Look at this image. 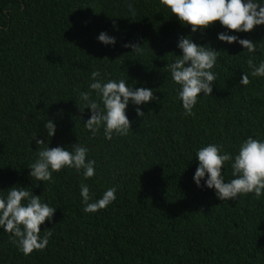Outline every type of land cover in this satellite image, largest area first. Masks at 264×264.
Instances as JSON below:
<instances>
[{
	"label": "trees",
	"instance_id": "trees-1",
	"mask_svg": "<svg viewBox=\"0 0 264 264\" xmlns=\"http://www.w3.org/2000/svg\"><path fill=\"white\" fill-rule=\"evenodd\" d=\"M224 30L216 21L191 34L159 0H0V190L28 187L56 207L40 225L41 235L53 233L43 251L25 256L0 230V264H264V197L222 202L192 180L197 149L215 143L234 152L249 136L264 138V77L250 75L242 46L216 39ZM102 31L116 37L114 46L97 40ZM229 34L257 43L255 62L264 60V25ZM187 35L220 51L212 94L198 98L193 116L182 115L167 71L181 54L178 37ZM128 42L142 51L123 47ZM93 70L153 89L143 120L133 106L126 110L128 136L108 141L84 128L90 111L81 112L77 98ZM47 119L56 124L51 138ZM36 139L49 147L78 140L96 160V174L85 181L62 169L52 182L31 181ZM223 174L232 179L229 166ZM81 183L96 198L118 185L117 198L85 213Z\"/></svg>",
	"mask_w": 264,
	"mask_h": 264
},
{
	"label": "clouds",
	"instance_id": "clouds-1",
	"mask_svg": "<svg viewBox=\"0 0 264 264\" xmlns=\"http://www.w3.org/2000/svg\"><path fill=\"white\" fill-rule=\"evenodd\" d=\"M163 10L169 17L175 16L181 26H188L191 34L203 33L213 22L218 21L225 30L217 34L216 39L229 45L237 43L249 54L246 60L252 77H264V60L255 62L254 54L257 43L241 39L238 35L248 33L256 26L264 25V0H159ZM129 11L135 10L129 5ZM97 40L105 46H114L116 37L102 31ZM123 47L140 53L142 47L135 43H125ZM176 47L180 55L167 64L171 82L176 85V99L183 109L182 115H195L193 109L201 96H211L213 84L217 79L214 67L219 59V52L209 45L194 42L191 35L178 37ZM123 63V62H122ZM250 83L249 74L242 73L239 84ZM202 93V95H201ZM78 105L81 112L89 109L90 116L83 123L84 128L95 137L103 135L111 141L114 136L129 135L131 122L126 114L129 106H133L137 118H144L141 106L156 99L153 89L133 87L126 79H112L102 75L101 71L91 72V82L87 90L78 94ZM47 138L56 132V124L51 119L43 122ZM36 134L32 139H35ZM37 148L35 159L27 167L29 177L36 182H52L53 173L62 169H72L85 181L96 174V160L89 158V148L77 140L70 146L49 147L45 140H35ZM198 161L193 183L196 187L214 190L220 201L237 200L252 194L257 200L264 197V138L251 136L240 142L234 152L226 151L221 144L208 143L195 151ZM231 169L232 179L226 181L223 174L225 166ZM203 181V184L201 183ZM118 185L107 187L99 198L91 192L87 183L79 185V196L83 211L95 213L107 208L116 200ZM56 207L42 201L41 195H34L28 187L14 185L0 190V230L10 234L11 242L23 255L33 251H43L49 243L52 231H43L40 225L51 221Z\"/></svg>",
	"mask_w": 264,
	"mask_h": 264
}]
</instances>
